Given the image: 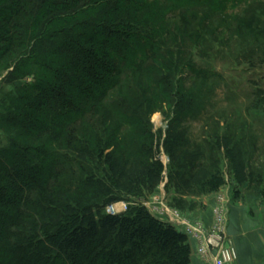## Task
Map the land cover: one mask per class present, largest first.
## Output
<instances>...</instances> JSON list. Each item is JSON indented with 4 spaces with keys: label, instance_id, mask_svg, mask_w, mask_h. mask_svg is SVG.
Returning a JSON list of instances; mask_svg holds the SVG:
<instances>
[{
    "label": "rangeland",
    "instance_id": "rangeland-1",
    "mask_svg": "<svg viewBox=\"0 0 264 264\" xmlns=\"http://www.w3.org/2000/svg\"><path fill=\"white\" fill-rule=\"evenodd\" d=\"M102 31L124 39L117 52L123 72L103 100L106 108L94 104L59 141L16 125L25 119L23 97L56 90V73L69 57L65 45L92 51L98 45L86 37ZM136 41L157 52L144 59L140 73L131 68L143 59ZM173 120L190 147L201 148L224 173L215 203L224 197L227 226L232 201L264 204V0H0V152L24 147L33 163L55 171L51 185L102 186L109 180L93 158L99 149L114 145L123 158L149 152L168 167L163 141ZM206 195L186 197L176 208L207 229L211 224L189 214ZM174 197L163 182L141 201L159 209L162 199L175 207ZM127 204L121 200L103 211L120 213ZM74 254L60 260L78 264Z\"/></svg>",
    "mask_w": 264,
    "mask_h": 264
},
{
    "label": "trees",
    "instance_id": "trees-1",
    "mask_svg": "<svg viewBox=\"0 0 264 264\" xmlns=\"http://www.w3.org/2000/svg\"><path fill=\"white\" fill-rule=\"evenodd\" d=\"M105 30L111 34L110 29ZM85 37L80 36L82 40ZM86 40L98 48L85 51L78 43L66 44L69 57L56 73V90L23 97L27 103L25 119L16 125L48 132L59 141L71 134V123L83 120L96 108L94 104L106 108L103 100L118 86L123 72L117 52L118 41L124 39L105 36L102 31ZM136 43L143 59L131 68L140 73L144 59H155L157 52L146 42ZM176 124L170 122L163 141L168 167L149 152L131 151L123 158L114 145L108 151L99 149L93 158L109 180L102 186L85 182L51 185L55 171L33 163L24 147L13 145L0 152V264H65L60 260L63 253L73 252L78 264L92 260L97 264H190L186 235L155 217L141 199L164 182L167 193L178 195L171 204L180 209L184 198L216 192L226 179L221 169L206 161L201 148L190 147L183 129L175 130ZM261 195L264 197V190ZM97 199L100 201L95 202ZM121 200L128 203L123 212L103 211Z\"/></svg>",
    "mask_w": 264,
    "mask_h": 264
},
{
    "label": "crops",
    "instance_id": "crops-1",
    "mask_svg": "<svg viewBox=\"0 0 264 264\" xmlns=\"http://www.w3.org/2000/svg\"><path fill=\"white\" fill-rule=\"evenodd\" d=\"M218 193L198 198V203H202V206L189 211L190 217L201 219L210 225ZM228 218L227 236L237 251V258L232 264H264V204L256 206L232 201ZM188 242L191 249L190 264H203L193 243Z\"/></svg>",
    "mask_w": 264,
    "mask_h": 264
},
{
    "label": "built area",
    "instance_id": "built-area-1",
    "mask_svg": "<svg viewBox=\"0 0 264 264\" xmlns=\"http://www.w3.org/2000/svg\"><path fill=\"white\" fill-rule=\"evenodd\" d=\"M153 198L158 200L156 196ZM160 203L162 207L159 209L150 207L149 201L144 204L155 217L186 235L203 264H232L236 260L237 251L227 236L228 209L223 196L217 198L212 209V222L207 229L186 219L180 210L168 206L163 199Z\"/></svg>",
    "mask_w": 264,
    "mask_h": 264
}]
</instances>
